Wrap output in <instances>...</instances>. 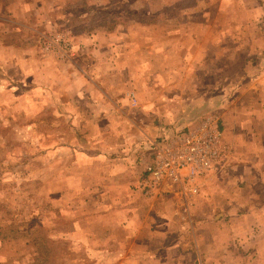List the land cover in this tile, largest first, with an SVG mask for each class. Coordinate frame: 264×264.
Returning a JSON list of instances; mask_svg holds the SVG:
<instances>
[{
    "label": "crops",
    "instance_id": "0c3cea01",
    "mask_svg": "<svg viewBox=\"0 0 264 264\" xmlns=\"http://www.w3.org/2000/svg\"><path fill=\"white\" fill-rule=\"evenodd\" d=\"M25 1L19 0L16 6L22 11L17 14L13 11L17 18L13 24L15 43L5 44L0 35V91L5 83L11 82L19 93L13 98L14 104L26 101L33 108V118L29 121H39L44 114V121L50 123L44 129L48 132L45 138H58L53 140L48 152L59 155L60 197L66 199V206L73 202L77 213L107 220L102 225L104 229L90 231L104 234L98 236L92 249L123 247L131 251L136 243L148 247L147 239L156 237L157 241L158 234L163 233L164 240L155 248L160 254L170 252L172 264H182V259H188L185 264H196V255L200 259L219 256V264H223L221 259L229 251L241 256V264H264V83L255 78L263 72L264 65L253 59L255 50L264 49L260 27L263 17H255L251 22L257 29L253 28L255 33L245 38L246 57L239 70L234 71L237 89L240 84L243 92L228 96L222 86L228 72L217 63L235 57L238 47L230 49L225 31L223 36L221 30L218 37L213 36L211 26L221 27V22L192 16L183 22L203 29L208 26L201 34L204 37L173 27L164 33L157 24L160 21H135L133 24L139 28L128 29V22L111 18L103 23L91 18L89 28L74 32L71 28L54 27L50 22L53 20L43 13L46 7L35 5L39 0H28L26 4ZM47 1L42 0L44 4ZM259 8L257 5L256 10L262 14ZM11 11L9 8L7 12ZM0 12H3L1 5ZM36 15L39 26L31 22L36 20ZM66 16L64 23L71 25V14L68 19ZM56 34L71 42L67 51L43 49V38ZM169 66L171 69L165 72ZM193 66L194 70L203 66L227 74L214 87L201 92L193 89L198 87L195 84L190 91L177 81L169 84L175 80L178 70L175 67L192 74ZM202 104L218 111L223 143L229 152L228 167L220 175L211 173L207 177L218 176L220 182L224 180L233 186V193L221 200L217 216L212 219L207 216L204 220L210 234L203 246L204 255L197 239L194 248L186 242L183 232L171 229V222L179 228L180 218L178 215L171 218L164 203L171 202V212L180 215L184 206H188L191 214L195 210L194 202L210 204L213 193L207 177L203 179L202 192L190 200L182 198L179 187L169 183L163 184L153 197H147L137 188L152 157L148 150L151 139L173 137L185 124L189 125L188 121ZM183 122L184 126H177ZM257 184L261 191L256 190ZM213 210L216 209L209 210L211 215ZM150 214L157 220L164 218L162 221L167 226L157 225L158 222L153 225L154 218L148 221ZM124 233L134 235L135 242L132 237L123 238ZM141 236H144L142 244Z\"/></svg>",
    "mask_w": 264,
    "mask_h": 264
},
{
    "label": "rangeland",
    "instance_id": "374dc122",
    "mask_svg": "<svg viewBox=\"0 0 264 264\" xmlns=\"http://www.w3.org/2000/svg\"><path fill=\"white\" fill-rule=\"evenodd\" d=\"M48 1L45 4L42 0L34 3L35 5L40 3L42 7H46V12L44 10L43 13L46 18H49L48 20H53L50 22L54 27L63 30L71 28L70 30L74 32L89 28L87 25H89L91 18H98L100 23L106 22L107 19L111 18L116 22L125 21V24L128 22V29L139 28L138 25L135 26L133 24L135 21H160L157 24L161 25V31L164 33H169L173 27L175 30L183 32L193 31L197 36L204 37L201 34L204 30L207 31L208 26L203 29L198 25H187L183 24V22L190 16L196 19L207 18L213 21L216 20L218 23L221 22V27L217 24L216 27L211 26L213 36L218 37L220 30L222 36L226 32L230 49H234L235 46L238 47V54L235 57L227 60H218L217 63L223 66L229 75L224 72H221L222 74L218 73L216 69H219V67L214 66L213 62L212 66L216 67V69L203 68L202 66V68L197 67L194 70L195 66H193L192 74H189L190 71H182L181 68L175 67V69L178 68V70H175L176 74H171H175V80L169 84L179 82L180 85H183L182 88L188 91H190L193 84L198 86L193 88L198 90V92L203 91L206 87H214L220 77L223 74H227L226 77H223L224 81L222 82V86L228 93L227 95L238 96L241 94L243 91H241L240 84L237 89V79H235L237 75L234 74V71L236 69L239 70L241 63L244 62L243 58L246 57V52L244 51L247 49L245 38L250 33H255L253 28L257 29L251 25L255 17H263L260 27L261 32L264 33V0ZM18 3L19 0H0V5L3 8V12H0V35H2L5 44L13 45L16 40L13 26L17 18L13 16V11L15 14L22 11L16 8ZM26 3H28V0L25 1ZM257 5L260 7L259 9H262V14L261 11L256 10ZM36 7L38 8L39 6ZM9 8L12 11L8 13ZM24 11L27 12V9H24ZM67 14H71L73 19V21L69 22L71 25L64 23L66 19L63 17ZM38 19L39 16L36 15V20L31 22L39 26ZM109 27L112 28V24ZM262 47H264V42H262ZM253 59L264 65V49L255 50ZM170 69L171 66L165 72ZM179 71H182L181 74H179ZM243 76H247V74ZM255 78L258 82L264 83V70L255 75ZM244 82L246 83V80ZM11 84V82L5 83L4 91H0V264H172V254L170 252L160 254L158 249L155 248L164 240L163 233L158 234L157 241L156 237L151 240L147 239L148 247L136 243L135 248H131V251L123 250V247H118L117 249H92L98 236H103L104 234L97 235L90 231L94 228L98 231L104 229L102 225L107 224V220L93 219L87 215L85 216L82 212L79 214L73 202H67L69 204L66 206V199H61L59 155L48 152L49 148H51L50 146H53V140L56 141L58 138H45V133L48 134V132L44 129L50 123L44 121V114L39 121H29V118H33V108L29 106L28 102H20L18 100L19 102L14 104L15 100L13 98H17L19 93L15 92L17 90H14ZM217 86L219 85L217 84ZM217 112L215 108L212 107L210 109V107H205V104H202L199 106V112L194 113L188 121L189 125L192 127L209 117L217 123L223 134V125L218 118L219 114ZM181 124L177 126L182 127L185 123ZM187 126L185 124V127ZM185 127L177 132L182 131ZM161 138L157 139L155 137L148 143L150 153H152L155 143ZM152 140L156 141L153 142ZM228 153L226 152L222 156L217 165L207 175L199 179L200 191L198 194L185 193L182 188H179L181 195L184 196L182 198L190 200L194 195H199L202 192L203 179L211 173L220 175L222 169L225 166L228 167ZM214 177H209L210 179L207 177L206 179L211 185L213 194H210L212 199L210 204L213 206L202 201L194 202L192 206H194L195 210L191 214L188 213V206H184L180 215L177 212H171V208L173 209L171 202L164 203L165 211L171 218H175L177 215L180 218L179 228L176 223L171 222V229L183 232L186 242L190 243L194 248L195 240L197 239L203 255V246L209 241L210 235L207 230L208 224L204 220L207 219V216L211 217V219L217 216L216 213L219 211V204L224 199V195L233 193V188H231L233 186H230L227 181L224 183V180L220 182L221 178H218V176ZM219 184H221L220 187L218 186ZM259 185H256V190L261 191ZM167 200H170V197H167ZM224 203L222 201L223 206ZM80 207H82L81 203ZM207 207L209 208L207 209ZM212 207L216 210H213L211 215L209 210L211 209L212 211ZM177 209L175 207V210ZM204 211L206 214H204ZM203 215L206 216L204 217ZM152 218H154V215L150 214L148 221H151ZM163 219L158 218L157 220V218H154L152 220L153 225L158 222L157 225L167 226L163 223ZM191 219L195 221L191 223ZM212 223L216 226L214 222ZM77 228H80V232H77ZM81 229L84 231L83 233ZM160 230L163 231L162 229ZM124 237L126 239L132 237V241L135 242L134 235L124 233ZM183 237L180 236V240H183ZM143 242L144 236H141L140 243L142 244ZM133 246L134 243L132 244ZM195 254H197V251L194 252V257ZM196 256V264H204L207 261H212V264H219L217 259L219 256L214 259H209V257L205 259L201 257L200 259L198 255ZM182 260H184L182 264L188 262V259ZM221 261L223 264H241L242 262L239 254H230V251L228 253L225 252V256Z\"/></svg>",
    "mask_w": 264,
    "mask_h": 264
},
{
    "label": "built area",
    "instance_id": "2783aa9c",
    "mask_svg": "<svg viewBox=\"0 0 264 264\" xmlns=\"http://www.w3.org/2000/svg\"><path fill=\"white\" fill-rule=\"evenodd\" d=\"M42 45L46 51L60 52L71 47L60 34L44 37ZM225 153L221 129L212 119L205 118L155 143L137 188L147 197H153L163 184L169 183L185 193L198 194L199 179L207 175Z\"/></svg>",
    "mask_w": 264,
    "mask_h": 264
}]
</instances>
